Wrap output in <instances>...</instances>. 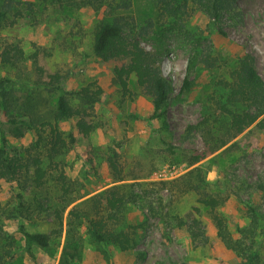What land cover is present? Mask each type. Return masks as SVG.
Wrapping results in <instances>:
<instances>
[{
  "label": "rangeland",
  "instance_id": "374dc122",
  "mask_svg": "<svg viewBox=\"0 0 264 264\" xmlns=\"http://www.w3.org/2000/svg\"><path fill=\"white\" fill-rule=\"evenodd\" d=\"M11 1L8 20L14 24L7 25L8 21L0 27V53L6 44H16L24 60L16 67L0 63V77L13 78L21 70L33 79L48 81L49 75L58 74L64 90L93 86L100 89L101 95L91 110L92 131L88 138L78 139L73 149L55 158L73 183L70 197L88 193L65 209L62 226L50 215L56 204L55 193L42 196L31 220H18L13 215L16 197L20 195L29 203L37 194L28 185L0 183V227L12 243L13 258L8 263L239 264L236 253L218 238L214 215L233 239L250 244L264 260V201L254 187L264 175V133L251 126L193 166L181 161L188 153L206 149L204 131L208 126L204 118L210 117L215 103L223 99L224 84L238 57L251 55L264 79V0H236L233 10L218 26L224 35L204 12L189 6L184 28L198 41L165 31L173 20L159 17L160 0ZM3 2L0 0V4ZM16 14L20 16L14 17ZM118 16L126 18L128 29L146 50L156 45L163 48L160 69L171 84L163 120L151 118V101L133 77L126 92L120 89L113 69L123 62H102L93 54L97 26ZM197 44L200 55L214 60L213 67L202 68L194 62L193 46ZM185 79L188 90L182 89ZM6 88L16 100L26 103L35 118H47L57 96L44 86L17 81ZM71 102L75 104L76 100ZM17 104L21 112L14 114L19 116L23 108ZM214 126V134L218 135V124ZM59 130L63 135L71 131L76 134L72 120L60 122ZM8 139L19 148L32 142L33 135H8ZM111 155L118 162L123 181L113 179L106 162ZM193 168H200V175L195 174L193 179H204L206 193L225 198L212 213L197 202L195 192H185L183 183L192 177L186 178ZM121 184L135 185L138 196L133 204L125 206L122 222V227H139L134 250L122 253L111 247L106 251L82 226L68 234L67 213L74 205ZM192 220L203 232L195 239L187 231L188 226H194ZM17 224L29 233L49 236L47 247L30 246L34 258L26 253ZM66 253L74 256L73 261L67 260Z\"/></svg>",
  "mask_w": 264,
  "mask_h": 264
},
{
  "label": "trees",
  "instance_id": "16d2710c",
  "mask_svg": "<svg viewBox=\"0 0 264 264\" xmlns=\"http://www.w3.org/2000/svg\"><path fill=\"white\" fill-rule=\"evenodd\" d=\"M236 0H160L158 14L161 19H172L173 22L165 31L176 33L187 41L194 37L184 28L185 16L188 7L204 12L216 28L222 19L233 10ZM12 9V1L4 0L0 4V27L6 24L8 14ZM16 14L14 17H19ZM9 21L7 25H13ZM218 32L224 35L218 28ZM198 41L197 39H194ZM198 44L193 49L198 48ZM162 47L156 45L146 50L128 29L126 18L118 16L109 21L101 22L93 36V54L102 62L121 61V65L113 69L115 80L123 92L127 91L129 80L134 78L139 89L149 97L152 104V119L163 120L167 114V106L171 94L170 80L164 76L160 69L163 55ZM195 63H200L202 68L214 66V60L209 56H202L196 50L193 55ZM24 60L20 46L6 44L0 53V63L16 67ZM35 64V59H33ZM40 72L41 69L37 68ZM48 81L31 78L29 72L17 71L13 78L0 77V183H13L15 185H28L32 187L35 195L27 203L18 195L14 207V217L18 220H31L36 207H39L42 196L46 192L56 194L55 206L50 215L62 226V215L65 209L75 201L85 197L88 193L70 197L73 183L67 179L55 161L59 155L73 149L78 139H86L92 131L91 110L99 101L101 91L97 87L85 86L77 90H64L62 77L58 74L48 76ZM14 79V80H13ZM17 81L23 84L44 86V90L57 94L53 107L49 109L47 118H35L32 110L24 102L16 100L6 87ZM225 95L215 103L214 112L207 116L205 124L208 128L204 131L206 149L202 152L188 153L183 160L188 166H193L207 155L214 153L225 146L230 140L236 138L247 128L253 126L264 133V79L256 70L254 59L251 55L244 54L238 57L235 67L229 73V80L225 82ZM182 89H189V82L185 79ZM76 100L75 104L71 101ZM23 108V114L16 116L14 111L21 112L18 104ZM17 113V114H18ZM33 113V112H32ZM34 114V113H33ZM223 116L224 118H217ZM214 117V118H211ZM65 120H72L76 134L72 131L67 135L59 130V124ZM218 124V135L214 134ZM31 133L33 140L27 146L14 147L10 144L8 135L22 138L25 133ZM208 141H213L209 144ZM106 162L111 169L114 181H123L121 170L114 155L108 156ZM200 175V168H193L186 176H192L184 181L185 192L191 190L198 195L197 202L206 207L211 213L223 204L225 198L220 195L212 196L203 189L204 179L194 181L193 176ZM160 182L159 185H165ZM203 184V185H202ZM140 186V184H137ZM135 185H114L97 194H94L74 205L67 213L66 225L68 234L76 226L85 228L92 240L100 244L106 251L111 247L119 252L134 250L138 244L139 227L128 225L122 227L123 211L127 204H133L138 197L134 193ZM264 201V175L254 185ZM1 208V203H0ZM217 236L223 245L236 253L240 258L239 264H264L257 251L252 246L231 237L230 232L220 218L213 216ZM187 231L191 239L202 236L196 220ZM17 232L25 244L26 253L34 258L30 246L47 247L49 236L45 233H29L22 224H17ZM2 244V245H1ZM0 264H9L13 258L10 250L12 243L8 240L0 227ZM6 248V249H5ZM65 251V250H64ZM67 260L73 261L74 256L66 253ZM72 264H75L72 262Z\"/></svg>",
  "mask_w": 264,
  "mask_h": 264
}]
</instances>
